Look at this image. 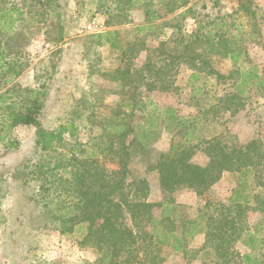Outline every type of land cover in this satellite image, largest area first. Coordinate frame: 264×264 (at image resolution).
Returning <instances> with one entry per match:
<instances>
[{"label": "rangeland", "instance_id": "374dc122", "mask_svg": "<svg viewBox=\"0 0 264 264\" xmlns=\"http://www.w3.org/2000/svg\"><path fill=\"white\" fill-rule=\"evenodd\" d=\"M147 2L163 15L152 30L142 0H0V13L11 10L17 20L12 33L0 31V96L6 101L0 102V264H210L204 233L188 239L183 251L151 245L155 225L142 221V181L145 200L155 205L152 217L164 214L160 226H173L182 236L190 228L184 224L201 211L213 213L230 202L240 173L224 172L202 196L184 186L165 191L152 167L183 133L167 129L162 116L142 154V129L151 111L172 108L205 141L217 137L229 147L264 143V85L237 91L251 68L264 77V0H174L172 13L158 0ZM108 32L121 49L110 48ZM150 62L151 73L143 72ZM36 97V118L46 129L75 127V136L65 134L56 153L37 151L34 126L2 125L5 114L31 110ZM123 120L137 138H115L111 127ZM134 138L135 147L127 150ZM11 142L16 148L6 149ZM207 148L201 143L191 162L206 167ZM86 159L98 161L95 175L108 173L96 186L109 185V199L124 205L118 225L135 235L131 250L110 252L109 260L87 239L89 223L65 222L85 204L74 172L76 161ZM122 160L128 174L117 188ZM255 170L248 173L252 201L245 223L264 240V163ZM207 202L212 206L204 210ZM242 245L234 246L236 264ZM256 256L264 259V244Z\"/></svg>", "mask_w": 264, "mask_h": 264}, {"label": "trees", "instance_id": "16d2710c", "mask_svg": "<svg viewBox=\"0 0 264 264\" xmlns=\"http://www.w3.org/2000/svg\"><path fill=\"white\" fill-rule=\"evenodd\" d=\"M147 1L142 0V6L146 21L149 23L148 27L152 30L154 20L162 18L163 15L159 11H151L148 8ZM173 1L158 0V5H162L167 13H172L176 10L175 6L173 7ZM168 7L169 10H167ZM247 10L249 11V9ZM16 21L13 18L11 10L0 13V31L12 33ZM106 36H112V39L108 42L111 49L122 48L119 42L116 41V34L114 32H108ZM193 44H195V41L189 45ZM146 67V69H143V72L151 73V62L147 63ZM143 72L142 77H144ZM251 85L259 87H263L264 85V77L258 73L255 67L243 74V80L237 87V91L239 94H244ZM147 86L151 91L154 89L153 84H147ZM4 96L5 94L0 96L2 105L6 103ZM126 106H130V104H126ZM30 107L31 110H28L27 113L17 114L16 112H12L5 114L6 116L1 119L3 120L2 125L6 126L8 130L19 125L34 126L35 146L40 154L56 153L58 146L64 141L65 134L72 137L75 136L76 130L73 123L62 124L57 129L50 130L46 129L38 121L36 110L40 108V104L37 97L33 100V105ZM120 115L123 116L122 113L117 116ZM162 116L167 117V129L176 128L178 132L183 133L182 139L173 144L168 152L160 154L156 164L152 167L159 173L160 183L165 191L173 192L184 186L195 190L199 196H202L220 181L224 172H239L241 176L239 177L240 187L234 191L230 202L228 204L220 203L216 205L215 212L217 214L215 212L201 211L197 220H192L187 225L186 223L184 224V228L188 225L190 228L182 236L172 230L173 226H160V222L166 220L164 214L161 215L160 220L152 217V209L155 205L145 200L146 182L142 181V221L151 220V223L155 225L152 228L151 237H149L150 241H152L151 245L158 248L165 247L173 248L176 251H183L184 244L188 239L198 233H204L206 245L203 249H207L210 264H236L237 254L234 251V246L238 242H241L251 251L243 256H239L240 264H259L260 261L256 255L263 246L264 240L257 236L256 232H252L247 227L245 217L252 201L251 196L247 192L250 190L248 173L255 172L257 166L264 163V143L257 144L250 142L247 145L234 144L229 147L228 143H223L217 137L205 141V139L203 140L199 136L195 137L193 135L194 128L188 127V120L179 117L172 108L165 110L154 109L147 117L148 122L144 126L145 128L142 129V154L150 143L153 131L158 129V121H160ZM123 118H126V115ZM123 121L125 122L123 125L117 122L111 127V130H114L113 135L115 138L125 141L132 134L137 138V134H134V129L130 123H126L125 120ZM111 137L108 138L110 144L109 150H113L114 139ZM135 138L127 146V150L135 147ZM194 139H198L199 142L193 144ZM204 142L208 144L206 150L210 157V162L206 167H201L192 163L191 160L194 150ZM9 148H16V144L11 142L10 146L6 147V149ZM76 162L74 174L77 176L76 181L80 184L79 192L82 198H84L85 204L79 215L66 218L65 222H72L77 218L85 223H89L87 239L92 240L97 245L98 249L103 252L106 260H109L112 254H118L121 250H131L135 242L133 231L123 224L118 225V220L124 209L123 203H113L109 199L111 193L106 192L109 185L96 186L98 184L96 181H101L104 177L103 175L107 176L108 173H104L105 170L101 169L104 174L95 175L99 172L97 171L99 165L96 160L89 161L86 159L82 161L77 160ZM127 163V160L121 161V174H119L121 177L117 188H120L121 184L127 179ZM96 187L98 189H95ZM261 187L264 188V184ZM255 197L257 198L258 195L255 194L253 198L255 199ZM105 203H109V209H105ZM211 206L212 204L207 202L204 210L210 209ZM165 207L170 210L171 203ZM102 210H105V212L103 213ZM129 213L133 219V211ZM99 220H102V223L98 224ZM65 233H70V231L66 230Z\"/></svg>", "mask_w": 264, "mask_h": 264}, {"label": "crops", "instance_id": "0c3cea01", "mask_svg": "<svg viewBox=\"0 0 264 264\" xmlns=\"http://www.w3.org/2000/svg\"><path fill=\"white\" fill-rule=\"evenodd\" d=\"M17 22V21H16ZM16 25V24H15ZM199 236H201V234H199ZM203 236V235H202ZM204 238H205V236H204ZM201 240V239H200ZM198 241V240H197ZM205 244V239H204V241L202 242V244H201V242H200V246H203ZM243 246V245H242ZM244 247V252H242L241 253V256H243V255H245V254H247V253H250L251 251L248 249V248H246L245 246H243ZM260 264H261V262H263L264 261V259L263 258H260Z\"/></svg>", "mask_w": 264, "mask_h": 264}]
</instances>
